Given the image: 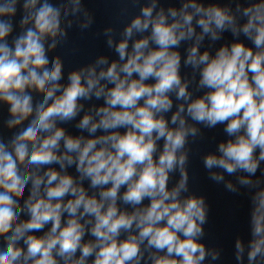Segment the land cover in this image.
Wrapping results in <instances>:
<instances>
[{
	"label": "clouds",
	"instance_id": "1",
	"mask_svg": "<svg viewBox=\"0 0 264 264\" xmlns=\"http://www.w3.org/2000/svg\"><path fill=\"white\" fill-rule=\"evenodd\" d=\"M131 3L138 14L103 32L116 58L65 79L50 53L74 24H93L82 0H0L11 133H0V264L219 260L222 249L203 242L209 205L190 191L189 164L202 128L220 125L226 138L203 167L227 191L245 190L249 238L235 237L234 258L264 264V0ZM225 33L233 39L213 47Z\"/></svg>",
	"mask_w": 264,
	"mask_h": 264
},
{
	"label": "water",
	"instance_id": "2",
	"mask_svg": "<svg viewBox=\"0 0 264 264\" xmlns=\"http://www.w3.org/2000/svg\"><path fill=\"white\" fill-rule=\"evenodd\" d=\"M52 3L58 4L59 0H51ZM143 2V0H141ZM160 4L167 8L169 6L179 7L181 0H159ZM221 4L226 3L227 0H218ZM84 7L94 17L93 24L87 29L97 34L103 35L104 29L111 26L117 30V33L122 30L124 25L130 20V18L138 14L139 6H133L131 0H82ZM234 7V5H233ZM127 9V14L122 13V9ZM75 25V24H74ZM78 26V25H77ZM104 36V35H103ZM119 39V36L116 37ZM233 39L230 33H225L222 41L216 42L213 47H218L221 43L230 42ZM243 39V37H241ZM246 43H248L246 41ZM208 41L202 47H207ZM187 47L186 43H182L181 52L184 53V49ZM182 72L188 73L190 69L183 68Z\"/></svg>",
	"mask_w": 264,
	"mask_h": 264
}]
</instances>
